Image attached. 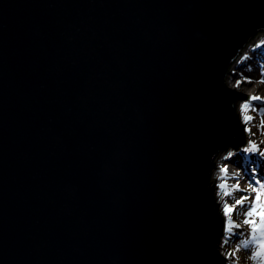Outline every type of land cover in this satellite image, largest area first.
<instances>
[{"label": "water", "instance_id": "1", "mask_svg": "<svg viewBox=\"0 0 264 264\" xmlns=\"http://www.w3.org/2000/svg\"><path fill=\"white\" fill-rule=\"evenodd\" d=\"M260 33L264 0H0V264H222Z\"/></svg>", "mask_w": 264, "mask_h": 264}, {"label": "rangeland", "instance_id": "2", "mask_svg": "<svg viewBox=\"0 0 264 264\" xmlns=\"http://www.w3.org/2000/svg\"><path fill=\"white\" fill-rule=\"evenodd\" d=\"M259 60L256 62L258 63V68L254 70L257 78L255 82H252V84L250 85L253 84L261 85V88L264 91V85H262L264 83V57L259 58ZM244 70H253V67L247 65L244 68ZM230 73L231 71L229 69L227 76ZM225 82L227 85L228 81L225 80ZM239 94L245 96L246 97L245 100L248 101L247 104H244L245 112L244 114H242L243 118L248 119L251 122V127L253 132L254 133L260 132V135H258L259 136L258 140L251 141L252 143H248L245 136L244 146L239 147L236 150L232 148H228L227 150L222 151L218 155L221 156V158L219 159V161H217L216 164L215 161L218 156L214 160V165H216V171H214L213 175L210 177V186L214 190V192L217 191V188L223 189L222 192H218L217 196L219 195L218 197H220L224 201L223 207H225V210L231 209V211H226L227 213L224 212V219L222 220L225 223L235 222V219L239 218L246 211L247 209L246 203L248 201L252 204H256L258 212L261 211L262 208H264V157H261L259 155V152L264 151V96L260 100H253L248 95H244L241 93ZM236 113L239 119V117L242 115L239 112ZM252 144H255L257 147L253 148ZM230 157H232L233 160L236 162H237V157L238 160L240 161L251 158L252 160H255V163L248 166V168L245 171L237 170L235 174L231 173V175L228 174L226 176L225 174L221 175V173H218L217 168L227 172V167L229 165H227L226 160L229 159ZM221 178L224 179L220 180ZM248 187L252 189L256 188V191L254 192L255 196L253 195L247 197L248 199L247 201L246 199H242V198L246 197L243 190L244 188H248ZM257 196H259V199H257ZM237 200H242V203L237 205L236 204ZM216 206L219 211L220 208L217 202H216ZM258 225L259 227L257 226L256 228L260 232L264 231V229H261V223H259ZM251 239L253 240L252 242H254V244L260 246L261 241H254L255 239L252 231H250V235L248 236V238L247 237L242 238L241 233L235 229L230 235H228V238H224L223 241L224 244L228 245V249L233 251V254H231L230 252L229 255L234 257L237 262L241 264H255L253 260L251 261V258L250 259L246 258L245 254L241 251L242 247L245 246L250 247ZM255 248L252 247L254 253L256 252ZM255 254L259 255L258 258H260L261 254H263L262 260L264 261V253H262V251H260V253L256 252Z\"/></svg>", "mask_w": 264, "mask_h": 264}, {"label": "bare ground", "instance_id": "3", "mask_svg": "<svg viewBox=\"0 0 264 264\" xmlns=\"http://www.w3.org/2000/svg\"><path fill=\"white\" fill-rule=\"evenodd\" d=\"M263 57H264V33H261L254 39V41L246 48V50L239 56V58L231 66L230 68L231 73L228 74L226 78V80L229 82V83L227 82V85H229L227 87H229L230 90L236 92L237 94L241 93L244 95H248L250 98L253 96H258L262 98L264 96V91L262 90L261 85H257V84L250 85V84H252V82H255L257 78L255 71H254L256 68H258V63L256 62L259 60V58H263ZM247 65H249L250 67H253V70H244V68ZM262 85H264V83ZM235 110L236 112H239L241 115L244 114L245 112L244 103H237L235 106ZM239 124H240V127L242 128L241 129L242 134L244 135V137L246 136L248 143H250V141L258 140V137H259L258 135H260V132L254 133L251 127V122L248 119L243 118V115L239 117ZM220 158L221 156H218L216 158L215 164L217 163V161H219ZM232 160H233L232 157L226 160L227 165H229L227 167V172L222 171L219 168H217L218 173H221V175L225 174V176L228 174L231 175V173L235 174L237 170L245 171L248 168V166L255 163V160H252L251 158L240 161L238 160V157H237V162L234 160L233 162ZM214 171H216V165H214V169H213L211 176L213 175ZM223 179L224 178H221L220 180H223ZM222 190L223 189L221 188H217V191L214 192L215 194L214 197H215V202L219 204V208H220L219 214L221 218L224 219V212L227 213L225 210V207H223L224 201L220 197H218L219 195L217 196L218 192H222ZM243 192L246 195V197L253 196V195L255 196L253 189L250 187L244 188ZM246 200L248 201V199ZM246 205H247L246 211L239 218L235 219V222H226V223L224 222L223 235L220 240V247H219V256L221 258L222 264H241L237 262L234 257L229 255L230 252L231 254H233V251L229 250L228 245L224 244V241H223L224 238H228V235H230L233 232V230L235 229L238 230L241 233L242 238H246V237L248 238V236L250 235V231H252L254 239H255L254 241H261V242L264 241V231L260 232L256 228L257 230L254 232L252 230L251 224L244 223L245 219L255 221L256 227L257 226L259 227L258 224L262 223L258 215H254L251 217L247 215V212L250 206L252 205V203L248 201ZM252 241L253 240L251 239L250 247H246V246L242 247L241 251L245 254L246 258H249V259L251 258V261L253 260L255 264H264V261L262 260L263 254H261L260 258H258L259 255L255 254L256 252L260 253V251L264 253V249L254 244V242ZM252 247L256 249L255 253L253 252Z\"/></svg>", "mask_w": 264, "mask_h": 264}, {"label": "snow or ice", "instance_id": "4", "mask_svg": "<svg viewBox=\"0 0 264 264\" xmlns=\"http://www.w3.org/2000/svg\"><path fill=\"white\" fill-rule=\"evenodd\" d=\"M251 99H253V100H260L261 98L258 97V96H253V97H251ZM250 143H252V142L250 141ZM252 147L253 148H256L257 146L255 144H252ZM246 151H247V149H246ZM259 155L261 157H264V151L259 152ZM255 191H256V188H253V192H255ZM243 199H247V197H244ZM257 199H259V196H257ZM241 203H242V200H237L236 201V204L237 205H239ZM226 211H231V209H226ZM247 215L249 217L254 216V215H258L260 217L261 221H262V223H261V229H264V208H262L261 211L257 212V206H256V204H252L250 206L248 212H247ZM244 223L245 224H251L252 225V230L254 232L257 230L256 229L255 221L249 220V219H245ZM260 247L262 249H264V241L261 242Z\"/></svg>", "mask_w": 264, "mask_h": 264}]
</instances>
